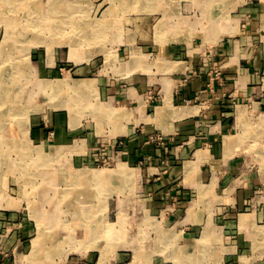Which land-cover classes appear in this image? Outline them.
I'll list each match as a JSON object with an SVG mask.
<instances>
[{
	"label": "crops",
	"instance_id": "obj_1",
	"mask_svg": "<svg viewBox=\"0 0 264 264\" xmlns=\"http://www.w3.org/2000/svg\"><path fill=\"white\" fill-rule=\"evenodd\" d=\"M110 1L113 0H64V13L91 11L105 14L107 11H116L117 6L119 10L122 9L120 0L112 4ZM242 1L231 13L234 14L230 16V21L218 18L215 5H211L216 4L215 0L144 2L141 8H158V11L128 21L127 27L132 35L126 43V49L117 46L121 42L117 36L113 38L116 54L129 58L132 56L133 59L149 53L151 57L173 59L177 64L174 67L178 70L161 77L157 82L152 78L143 81L144 84L140 78L122 80L126 88L124 92L130 97L133 94V98L128 96L120 101L118 107L129 114H122L110 122L104 120L103 128L94 119L91 120L92 125L88 124L90 121L84 123L88 127L87 131H95L89 145L92 150L88 161L86 158L85 161L89 165L96 162L99 156L96 146L100 138L106 143L124 141L119 154L113 158L116 159L115 163L106 166V171L119 173L125 183L129 175L135 176L137 191L128 197H107L105 203L109 213L102 217L95 214V208L89 214L80 209L81 214L77 211L72 217L62 214L58 217L56 213L61 207L60 198L63 197L59 194L57 211L41 215L39 223L45 221L47 224L42 233L37 229L39 235L36 233L32 240L30 256L35 259L31 264H264V207L260 208L258 199H252L256 194L252 178L242 180L239 176L245 170V162L250 164L254 157L248 156L245 162L239 157L236 160L239 146L235 143L239 138L235 139L233 133L238 119L235 124L231 122L232 117L240 115L239 109L243 110L245 104H251L252 109L248 111L251 115L255 113V108H260L254 107L255 100H261L257 104L264 105V0ZM170 6L178 11L170 12L167 9ZM129 9L134 7L129 6ZM158 15H161L162 20H153ZM98 21L95 26L100 41L98 53L102 54L107 53V25L105 20ZM89 25L84 24L79 28L85 31ZM58 49L51 58L48 53L33 54L30 64L36 78L43 79L44 76L58 73L57 70L53 71L57 62L63 61L62 51ZM83 52H86L84 59L93 57L87 50ZM207 57H211L212 61L205 62ZM212 64L222 67L221 80H211V70L207 65ZM137 66L139 64L132 61L134 71ZM92 69L83 66L77 68L74 75L88 76L96 70ZM68 75L71 76L70 73ZM6 76L0 79L14 81L11 73ZM108 86L109 80L101 79L102 91ZM148 90L160 93L161 97L153 103L142 104L140 94ZM57 132L53 141L38 128H34L36 139L31 143L39 144L45 151L52 150L65 140L61 137L64 131L58 129ZM157 138L163 139V147L168 148L170 154L165 163L159 160L165 151L152 144ZM148 150L155 155V160L146 165L143 160ZM56 154L60 159L59 153ZM45 157L50 158L47 155ZM80 159L82 163L84 160ZM4 160L8 162L15 159L9 155ZM56 165L60 171L61 166L70 167L65 158L57 160ZM26 173L19 176L22 188L16 187L15 190L21 193L20 199L18 196L4 200L8 191L5 187L0 188V231L6 225H19V221L25 220L20 212L25 205L28 208L30 205L21 202V199L26 192L34 190L27 184ZM113 182H109L110 188ZM57 185L58 190L63 189L62 184L47 183L43 186L46 190L42 204L44 207L57 205L53 196L47 195L55 191ZM39 188L33 192H40ZM247 196L251 197L252 203L244 208L248 199L243 197ZM79 201L82 203V199ZM135 201L143 206H135ZM119 204L133 205L121 210ZM170 204H173L171 210L166 208ZM94 217L108 221L107 236L112 237L105 239L106 233L101 236L104 233L97 232L101 224L96 223L94 235H101L94 241L84 239L77 252L64 256L61 262L52 259L63 250L55 251L54 241L58 237L51 235L52 227H56L59 222L88 221ZM27 225L31 227L33 224L27 222ZM15 234H11L13 241ZM118 235L123 238L118 239ZM44 237L47 240L51 237L50 240L54 241L46 244ZM14 252L18 257L16 248Z\"/></svg>",
	"mask_w": 264,
	"mask_h": 264
},
{
	"label": "rangeland",
	"instance_id": "obj_2",
	"mask_svg": "<svg viewBox=\"0 0 264 264\" xmlns=\"http://www.w3.org/2000/svg\"><path fill=\"white\" fill-rule=\"evenodd\" d=\"M18 1L0 0V74L2 75L0 78L7 77L6 75L10 76L11 70L16 71V73L12 74L14 81L0 79V188L3 189L5 187L8 191L4 196V200L11 197L18 198V196L20 199L21 193L15 190H17L16 187L22 188V180H19V176L27 172V184L32 186L34 190L40 187L41 191L33 192V190L32 192H26L21 199V202L24 201L30 205L29 208L25 205V208H22L20 212L21 217L25 218V220L19 221V225H6L1 228V231H4V233L0 231V264L32 263V260L35 259V257L31 258L30 256V249L33 248L32 240L36 236L37 229L39 233L45 230V224H40L39 220L42 213L57 211L59 194L63 195V197L60 198L61 207L56 213L58 217L61 214L66 217H72L77 211L81 214L80 209L84 210L83 213H85L86 209L92 212L94 208L95 214L102 217L107 212L109 213L107 203H105L107 202V197L112 198L114 196V198H121L122 195L128 197V195L137 191L135 176L129 175L127 183H125L121 180L119 173L106 171L108 168L106 166L115 163L116 159L114 160L113 158L119 154L121 150L120 146L124 145V141L116 140L106 143L100 138L96 146L97 151H99L96 162L93 161L91 165L86 162L88 161L90 150H92L89 145L92 133L95 131H87L88 127L84 123L91 122L94 119L103 128L102 124L104 120L110 122L111 119L121 117L122 114L124 116L129 114L122 107H118L120 101L127 99L129 96L128 93L124 92L126 88L123 86L122 80L140 78V82L144 84L143 81L146 82L149 78H152L154 79L153 81L157 82L161 77H166L178 71L174 67L176 63L173 59L151 57L148 55L149 53H145L143 57L138 55V58L132 59L129 56L116 54L114 50L113 38L115 36L121 40L117 46H123L122 49H126L127 47L126 43H128L129 37L132 35L130 28L127 27L128 21L133 20V18H143L150 13L158 11V8L155 9L153 7V9L141 8L142 5H145L144 2L148 3L149 1L150 3L152 0H143L138 5H136V2L139 0H120L122 4L121 10L117 6L116 11H107L105 14L91 11L89 13H64L66 9L63 8V0H20L19 4ZM113 1L115 2V0ZM113 1H110V4ZM215 2L216 4L211 5H215L218 18L230 21V16L234 14L231 13L243 1L215 0ZM15 6L18 8L16 9ZM129 6H133L134 9H129ZM210 8L213 9V7ZM167 9L174 13L178 11L173 6ZM58 14L62 15L59 17ZM65 14L68 15L64 16ZM156 17L153 20L159 21L161 15ZM98 20L101 22L105 20V23H107L105 30L107 41L105 52L107 53L102 54L98 53L100 41H98V32L95 29ZM9 21L12 24L9 25ZM83 23H90L85 31L78 29L84 25ZM32 28L34 29L32 30ZM38 33H41V35ZM56 49L63 53L60 52L63 61L57 62L53 69V71L57 70L58 73L44 76L43 79L36 78L35 74L32 73L33 66L30 64L33 54L42 52L46 55L48 53L49 58H51ZM83 50L92 53L93 57L84 59L86 52H83ZM204 60L209 63L212 61V58L207 57ZM132 61L139 64L136 67V71L132 69ZM6 63L7 65L4 67ZM74 64L78 67L74 66ZM83 66L89 69L95 68L96 70L94 73L90 72L88 76H75L74 71ZM207 66L211 70V80H221L223 78L222 67L220 65L212 64ZM50 70L49 68L48 71ZM21 76H27V78L22 79ZM101 79L109 80V86L108 88L105 87L104 91L101 89ZM46 83L49 85L59 84L60 88L58 91H52L50 86H45ZM78 87L84 88L80 90L75 89ZM36 91L39 92L35 93ZM132 95L131 97L129 96L130 99L133 98ZM160 97V93L148 90L140 94V102L142 104H149L155 102ZM254 102V107L260 108H255L253 115L248 113L252 109L251 104H245L243 110L239 109L240 115L232 117L231 122L235 124L238 119L237 128L234 126L236 129L233 133L235 139L239 138V141L237 140L235 143L239 146L236 150V160L239 157L245 162L248 160V156L254 157L250 161V164H246L245 162V170L239 176L242 180L252 178L254 182L253 187L255 188L254 192L256 193L252 199H258L260 208H263L264 105L257 104L258 102L261 103V100H255ZM73 105L75 109L72 107ZM69 106L74 110H72V113L69 110ZM61 121L62 124L60 123ZM88 124L92 125L93 122ZM34 128H38L42 134L47 135L53 141L56 139L58 129H61L62 132H65H63L64 136L63 134L61 135L65 140L54 149L45 151L41 149L42 147L39 144L35 145L31 143L35 142L34 140L36 139L34 138L36 135L33 134ZM69 129L70 131H68ZM229 136H232V134ZM154 142L152 143L153 145L165 151V154L161 153L159 157L160 163H165L167 157L170 155L168 148L163 147L165 142L162 138H157ZM56 152L59 153L60 159L65 158L69 162L70 167L64 166L63 168L61 166V171L59 170L56 161L60 159L56 157ZM9 155L15 160L5 161L4 158L8 159ZM45 155L50 158L45 157ZM154 157L155 155L153 156L148 150L143 163L147 165L148 162H154ZM80 158L84 160L82 163L80 162ZM93 159L95 158L93 157ZM73 172H77L76 175L78 176L83 175L84 172L89 174L98 172L100 175H104L105 179L90 183H85V181L80 182L78 178L77 181L73 180L75 178V173ZM47 173H50V175H47ZM123 175L121 176L123 177ZM111 181H115L113 182L115 186L112 184L113 187L110 188L109 182ZM47 183L63 185L62 190H58L57 185L55 191L47 193L48 197L53 196L57 204L56 206L50 205L44 207L42 205L43 197L46 194L45 187L43 186L47 185ZM73 184L74 186H70ZM108 186L109 188H107ZM10 188L12 189V193H10ZM244 198L248 199V204L243 206L246 208L251 205L252 199L250 196ZM81 199L82 203L79 201ZM232 199L235 201L240 200L239 198ZM86 203H89V205L86 206ZM132 205L119 204L118 207L124 210L125 206L130 207ZM136 205L137 207L143 206H140V203L135 201ZM172 207L173 204H170L166 208L171 210ZM27 222L33 225L31 227L27 225L26 227L25 224ZM96 223H101V228L97 232L104 233L101 236H104L106 233L105 239H108L110 237L107 236L108 229H106L109 228L108 221L98 220L95 217L93 220L89 219L88 221L59 222L56 224V227H52V231L50 230L52 232L51 235L58 237L54 243L55 251L59 252L61 248L63 249L52 259H55L56 262H61L64 256L77 252L84 239L94 241L100 234L94 235V224ZM31 228H33V232ZM12 233L15 234V241L11 238ZM117 238L122 239L123 236L118 235ZM50 239L44 242L47 244L49 241L50 243L54 241ZM15 248L17 249L16 253L19 254L18 257L15 255Z\"/></svg>",
	"mask_w": 264,
	"mask_h": 264
},
{
	"label": "bare ground",
	"instance_id": "obj_3",
	"mask_svg": "<svg viewBox=\"0 0 264 264\" xmlns=\"http://www.w3.org/2000/svg\"><path fill=\"white\" fill-rule=\"evenodd\" d=\"M8 1H12V0H8ZM20 1V0H19ZM19 1H18V4H19ZM21 1H24V0H21ZM134 1V0H133ZM141 1V0H140ZM63 2H64V0H63ZM131 2V1H130ZM21 3V2H20ZM65 3V2H64ZM133 3V2H132ZM148 3H149V1H148ZM10 4V3H9ZM22 4H24V3H22ZM8 5V4H7ZM37 5V4H36ZM62 5H64V7L63 8H65V4H62ZM61 5V6H62ZM70 5V4H69ZM136 5H138V3L136 4ZM148 6H149V4H147ZM22 6V5H21ZM31 6V5H30ZM34 6V5H33ZM38 6V5H37ZM9 7V6H8ZM28 7V6H27ZM27 7H26V9H27ZM35 7V6H34ZM70 7V6H69ZM72 7V6H71ZM146 7V6H145ZM15 8H16V6H15ZM18 8V7H17ZM16 8V9H17ZM12 9H13V7H12ZM25 9V10H26ZM33 9V8H32ZM40 9V8H39ZM38 9V10H39ZM51 10H52V7H51ZM72 10V9H71ZM29 11V10H28ZM36 11V10H35ZM8 12V11H7ZM34 12V11H33ZM17 13V12H16ZM36 13V12H35ZM51 13V12H50ZM71 13H72V11H71ZM70 13V14H71ZM31 14V13H30ZM39 15V14H38ZM57 15V14H56ZM59 15V14H58ZM60 15H62V14H60ZM60 15H59V17H60ZM66 15H68V14H65L64 16H66ZM164 15V14H163ZM165 15H167V14H165ZM34 17V16H33ZM71 17H72V15H71ZM213 17V16H212ZM30 18V17H29ZM63 18V17H62ZM66 18V17H65ZM163 18V17H162ZM215 18V17H214ZM21 19V18H20ZM41 19V18H40ZM104 19V18H103ZM102 19V20H103ZM35 20V19H34ZM106 20V19H105ZM162 20V19H161ZM160 20V21H161ZM211 20V19H210ZM43 21V20H42ZM212 21V20H211ZM210 21V22H211ZM215 21V20H214ZM99 22V21H98ZM170 22V21H169ZM15 23V22H14ZM8 24L10 25V24H12V22L11 21H9L8 22ZM30 25V24H29ZM102 25V24H101ZM106 25H107V23H106ZM112 25V24H111ZM160 25V24H159ZM12 26V25H11ZM31 26V25H30ZM36 26V25H35ZM66 26V25H65ZM158 26V25H157ZM101 27V26H100ZM109 27V26H108ZM114 27V26H113ZM36 28V27H35ZM38 28H39V26H38ZM53 28V27H52ZM66 28V27H65ZM68 28V27H67ZM6 29V28H5ZM34 28H32V30H33ZM78 29H80V28H78ZM96 29V28H95ZM121 29V28H120ZM213 29V28H212ZM12 30V29H11ZM10 30V31H11ZM27 30V29H26ZM31 30V29H30ZM55 30V29H54ZM57 30V29H56ZM63 30H65V29H63ZM81 30V29H80ZM156 30V29H155ZM223 30V29H222ZM37 31V30H36ZM43 31V30H42ZM96 31V30H95ZM100 31V30H99ZM120 31V30H119ZM161 31V30H160ZM32 32H34V31H32ZM78 32H80V31H78ZM163 32V31H162ZM220 32H221V30H220ZM61 33V32H60ZM225 33V32H224ZM17 34V33H16ZM38 34H40L41 35V33H38ZM92 34V33H91ZM95 34V33H94ZM100 34H101V32H100ZM160 34V33H159ZM19 35V34H18ZM21 35V34H20ZM97 35H98V33H97ZM102 35V34H101ZM158 35V34H157ZM220 35V34H219ZM58 36V35H57ZM92 36V35H91ZM96 36V35H95ZM165 36V35H164ZM98 37V36H97ZM102 37V36H101ZM92 38V37H91ZM106 38V37H105ZM90 40V39H89ZM88 40V41H89ZM94 40V39H93ZM158 40V39H157ZM12 41V40H11ZM74 41V40H73ZM42 42V41H41ZM71 43V42H70ZM73 43V42H72ZM17 45V44H16ZM72 46H74V45H72ZM71 46V47H72ZM7 50V49H6ZM7 53H9V51H7ZM7 55V54H6ZM8 56V55H7ZM132 57V56H131ZM130 57V58H131ZM79 59V58H78ZM5 69V68H4ZM4 69H3V71H4ZM11 74H14V73H16V71L15 70H11V72H10ZM0 76H2L1 74H0ZM51 84V83H50ZM83 84V83H82ZM81 84V85H82ZM45 85V84H44ZM55 85V86H54ZM54 85H49V84H47L46 83V85L45 86H50V89L52 90V91H58L59 90V88H60V85L59 84H54ZM75 85V84H74ZM79 85V84H78ZM80 86V85H79ZM85 87H86V85H85ZM62 88V87H61ZM71 88V87H70ZM73 88H74V86H73ZM84 88V87H83ZM83 88H81V87H78V88H75V89H83ZM78 90V91H79ZM85 91V90H84ZM75 93V92H74ZM77 105V104H76ZM72 107H74V109H75V106L73 105ZM72 107H70L69 106V110H70V112L72 113L74 110H73V108ZM73 110V111H72ZM23 117H24V115H22ZM25 121V120H24ZM23 121V122H24ZM244 126V125H243ZM245 127V126H244ZM247 131V130H246ZM230 139V138H229ZM254 140H256V139H254ZM264 142V141H263ZM60 161V160H59ZM57 162V161H56ZM60 164V163H59ZM124 170V169H123ZM87 172V171H86ZM77 173V172H76ZM76 173H75V178H73V180H76L77 181V178H78V181H80V182H83V181H85V183H90V182H93V181H98V180H104L105 179V176L104 175H100L98 172H93V174L92 173H85L84 172V174L83 175H76ZM124 173V172H123ZM78 174H79V172H78ZM104 174V173H103ZM126 176V175H125ZM107 178V177H106ZM106 180H108V179H106ZM74 185V184H73ZM85 186V185H84ZM83 187V186H82ZM61 202V201H60ZM84 211V210H83ZM88 212H90V211H88L87 209H86V212L85 213H88ZM44 215V214H43ZM89 218V217H88ZM51 220H53V219H51ZM57 221V220H56ZM44 222V224L46 223L45 221H43ZM40 224H42L41 222H40ZM47 224V223H46ZM99 225L101 224V223H98ZM103 224V223H102ZM43 225V224H42ZM39 227H41V226H39ZM44 227H45V225H44ZM98 227H100V226H98ZM100 229V228H99ZM98 230V229H97ZM96 231V230H95ZM41 232V231H40ZM42 233V232H41ZM50 233V232H49ZM38 234V233H37ZM97 234V233H96ZM39 235V234H38ZM50 235V234H49ZM101 235V234H100ZM39 238H40V236H38ZM49 237V236H48ZM45 238V237H44ZM50 239V238H49ZM39 240V239H38ZM45 240H47L46 238H45ZM44 241V240H43ZM56 241V240H55ZM55 241H54V243H55ZM34 242H36V241H34ZM39 242V241H38ZM43 245V244H42ZM38 247H39V245H38ZM44 247V246H43ZM43 247H41V248H43ZM40 248V249H41ZM42 250H44V249H42ZM46 253H47V251H46ZM45 253V254H46ZM105 255V254H104ZM47 257V256H46ZM105 257V256H104ZM195 257V256H194ZM198 257V256H197ZM196 257V258H197ZM192 259H194V258H192ZM187 260V259H186ZM186 260H185V262H186ZM199 260H200V258H199ZM105 261V260H104ZM193 261V260H192ZM204 261V260H203ZM208 262V261H207ZM200 263H201V261H200ZM186 264H187V262H186ZM189 264V263H188ZM191 264V263H190ZM196 264H198V263H196ZM207 264V263H206Z\"/></svg>",
	"mask_w": 264,
	"mask_h": 264
}]
</instances>
